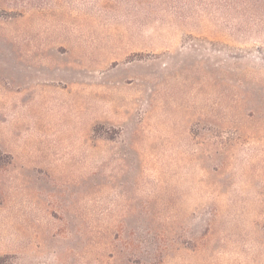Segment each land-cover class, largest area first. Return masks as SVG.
<instances>
[{"label":"rangeland","instance_id":"374dc122","mask_svg":"<svg viewBox=\"0 0 264 264\" xmlns=\"http://www.w3.org/2000/svg\"><path fill=\"white\" fill-rule=\"evenodd\" d=\"M0 264H264V0H0Z\"/></svg>","mask_w":264,"mask_h":264}]
</instances>
